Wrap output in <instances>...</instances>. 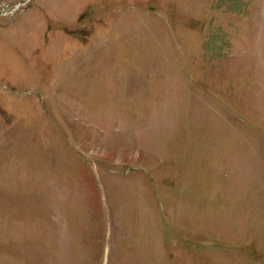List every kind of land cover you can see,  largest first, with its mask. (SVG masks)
<instances>
[{
  "label": "rangeland",
  "instance_id": "rangeland-1",
  "mask_svg": "<svg viewBox=\"0 0 264 264\" xmlns=\"http://www.w3.org/2000/svg\"><path fill=\"white\" fill-rule=\"evenodd\" d=\"M0 264H264V0H0Z\"/></svg>",
  "mask_w": 264,
  "mask_h": 264
}]
</instances>
